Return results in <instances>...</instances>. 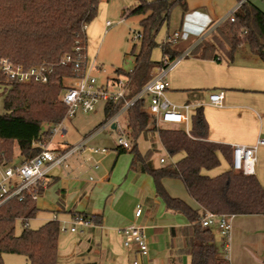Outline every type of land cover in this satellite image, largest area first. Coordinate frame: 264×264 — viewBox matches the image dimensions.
<instances>
[{
    "label": "trees",
    "instance_id": "16d2710c",
    "mask_svg": "<svg viewBox=\"0 0 264 264\" xmlns=\"http://www.w3.org/2000/svg\"><path fill=\"white\" fill-rule=\"evenodd\" d=\"M108 0H0V59L14 65L30 68L41 63L54 64L64 54L76 55L79 44L81 59H86L85 27L91 22L98 5ZM131 14L144 15L142 49L135 58L132 70L122 72L126 85L125 98L133 97L151 79L152 69L161 61L150 59L153 47L159 46L163 58L179 55L169 43L157 45L155 37L168 22L171 10L180 7L186 12V0H135ZM246 45L250 53L264 63V13L248 0L235 12L234 21L226 20L209 40H204L190 51L203 60L226 64L233 62L238 47ZM223 49V55L220 50ZM71 67H59L47 84L7 83L4 87L3 109L0 114V165L15 166L38 155L42 143L51 139L50 127L66 118V107L57 101L65 87L62 79H70ZM117 81V80H116ZM148 99L137 101L126 112V131L123 133L130 149L119 146L116 154L131 155L129 170L151 177L155 194L165 209L184 216L187 227L183 230L182 252L189 256V264H229L218 250L210 228L200 220L206 212L229 216H264V188L254 175H244L232 169L229 146L208 141V125L202 107L194 109L189 133L181 128H158V138L170 156L182 155L174 165L154 167L149 153L141 154L137 141L154 127L146 113ZM122 102L104 106L106 119L115 115ZM105 122V121H104ZM98 125V128L103 124ZM48 128L42 130V126ZM219 156L229 165L227 171L209 177L203 172L217 168ZM163 179L181 182L187 195L197 205L194 209L184 201L171 197L162 185ZM42 190L38 191V195ZM35 214V202L25 196L21 201L11 199L0 206V264L3 254L26 257L28 264H57V245L60 224L48 221L37 229L24 227V220ZM88 217L85 214H78ZM19 218L22 230L14 234V223ZM91 220L98 222L97 216Z\"/></svg>",
    "mask_w": 264,
    "mask_h": 264
},
{
    "label": "crops",
    "instance_id": "0c3cea01",
    "mask_svg": "<svg viewBox=\"0 0 264 264\" xmlns=\"http://www.w3.org/2000/svg\"><path fill=\"white\" fill-rule=\"evenodd\" d=\"M236 2L237 0H186V12L184 15L179 7L181 13L179 28L171 33H167L165 38L172 37L174 33H177L178 37L171 46L179 55L188 52V55L167 74L166 81L170 74L171 76L170 82L167 81L168 88L166 92L181 93L183 95L181 96V100L173 103L189 104L194 106V109L197 107L203 108L205 97H207L208 104L210 94L220 91L223 92L222 107H213L217 109L218 117L213 120L210 119L208 114L204 115V117L208 125V141L229 147L253 146L258 139H262V135L264 134V98L260 95L264 94V63L252 55L246 45H241L237 48L231 64H226L223 60L221 62L203 60L190 55V51L202 41L209 40L215 30L229 19L228 13L234 8ZM251 3L264 13V6H260L256 1ZM220 54L223 55V52ZM162 59L163 56L160 61ZM176 70L178 71L174 74ZM153 71L154 68L152 69ZM122 115L126 123V114H121L118 117L117 123L112 125L115 128L112 129L111 126L109 129L112 131L120 130L119 120ZM244 123H247L248 126L244 125ZM178 127L163 126L159 128ZM93 133L83 138H90ZM153 134L155 137L154 141L152 134L150 136L146 134L138 139L149 143V148L146 152L149 150H153L154 152L157 149L156 143H158L165 153V156H161L160 158H165L166 160L171 158L163 149L158 138V132L156 131ZM60 137L62 138L64 136L60 135ZM89 142L90 139L88 140V145H90ZM72 145L74 144L65 142L50 143L49 148L60 149L62 146ZM117 146L113 148L115 159L120 156L115 151ZM262 148L264 146L257 150L256 162L257 154ZM129 156L131 159L130 154ZM177 156L182 157V155ZM86 157L88 155L83 154L82 156L70 158L77 164V166H74L75 169L83 165L87 166L88 169V163L84 162V158ZM220 158L221 156H219V160ZM171 164L174 165L175 163L170 162L165 165H160V167L170 166ZM153 166L158 168L154 164ZM228 169L229 165H227V169L224 171ZM52 170L47 175L46 188L42 190V193L35 201V214L39 210L48 211L44 201L41 203H38V201L42 199L47 188L52 185H58L60 188L56 190V207L54 209L53 219L46 220L44 223L56 220L60 224L55 213L66 216L67 218L64 219L66 221L71 220L73 214H85L91 218L92 216H97L98 218V222L95 223L92 221L93 225L89 228H79L74 233L69 232L70 236L63 237L61 240L58 237L57 264H133L135 261L138 264L190 263L189 256L182 252L184 243L182 232L188 224L186 222L182 226L176 225L171 219L166 218V212L174 213L165 209L162 201L155 194L154 186L146 189L143 185L139 184L140 181L144 182V180H136L133 192H124L117 200L111 196L106 199L104 206L100 207L96 206L94 201L92 202L89 192L80 191L84 184H90L93 187L96 184L95 182L82 181L79 175L72 176L70 173H66L67 179L62 180L52 174ZM131 172L135 173V175H147L138 171ZM106 178L103 177L102 179L106 180ZM135 179H139V176L138 178L136 176ZM170 180L174 179L162 180V185L169 192L166 191L168 194H171L169 191ZM72 182L77 183L78 188L74 189L72 195H70V183ZM123 196H125L124 202L119 204ZM185 201L192 208L198 209V205L193 200H191L192 204L187 200ZM161 203L163 206L162 209L166 212H159ZM137 204L142 206V208L140 206L142 211L140 217L134 219L128 213V210L131 212ZM144 213L145 221L142 222L141 217ZM159 216L165 218H158ZM135 221L141 223L145 239L148 243L149 249L146 257L138 254L134 245H130L128 248H124L122 245V230ZM65 223L69 226L70 221ZM219 238L221 241L220 235ZM229 241L231 242L229 264H234V255L235 260H240L243 264H264V216H233L231 218ZM214 243L218 248L219 244L215 240ZM183 256L186 257L185 260Z\"/></svg>",
    "mask_w": 264,
    "mask_h": 264
},
{
    "label": "rangeland",
    "instance_id": "374dc122",
    "mask_svg": "<svg viewBox=\"0 0 264 264\" xmlns=\"http://www.w3.org/2000/svg\"><path fill=\"white\" fill-rule=\"evenodd\" d=\"M249 1H256V3H259L260 6H264V0ZM136 5L137 2L135 0L102 1L98 5V10L95 18L91 22H89L85 27L86 59L88 65H93L95 67V71L92 72V75L96 78L98 83L107 84L109 88L112 87V83L115 80H124L122 72L127 73L133 69L135 64V58L137 55H139L142 49L143 31L140 25V21L145 18V16L130 13V11ZM106 22H109L110 25L107 26ZM180 23L181 13L179 11V7L177 6L171 10L169 21L165 23L157 33L155 37V42L157 43V45H160L161 43L164 44L166 34L169 32L171 33L175 29L179 28ZM182 32L184 33L183 30ZM137 35H140L139 39L136 38ZM220 51L223 52V49ZM161 57L162 53L160 47H153L150 54L151 61L159 62ZM177 71L178 70L174 71V74L177 73ZM170 76L171 74L167 78L168 82H170ZM62 82L64 86H67L76 83V80L64 78L62 79ZM165 96L171 103H173L175 101H180L181 96L183 95H181V93L166 92ZM260 96L264 98V94ZM3 97L4 87L0 86V114L4 113ZM60 98L61 95L57 97V101H60ZM203 104L204 115L208 114L211 120L216 119L218 117V111L217 109H214L213 107L207 104V97L204 98ZM105 120L106 117L104 115V105L99 104L96 106L94 112L88 115H77L74 118L66 117L61 122V128L66 131V134L63 135L61 133H57L47 142L49 144H56L60 142L75 144L83 137L94 132L93 135L89 138L90 146H93L97 149L106 148V154L104 156L96 155L92 157V161H100L98 170L92 172L87 169V166L84 165L75 169L74 166H77V164L70 159L65 162L62 166L52 170V174L56 175L62 180L67 179L65 175L66 173H70L72 174V176L79 175L82 181H88V177L93 176L94 182L96 184L93 187L90 184H84L80 191L89 192L92 202L94 201V204L100 207L104 206L106 199L111 196H113L114 199L117 200L122 193L133 192L136 180H144V182L140 181L139 184L143 185V187L146 189L152 188L153 186L152 179L149 176L138 174L135 175V173L128 170L130 163L129 154L120 155L115 159V152L113 148L117 145L118 138L125 137V135L122 134V132L124 133L126 131L124 116L122 115L119 120V129L122 132H120V130L112 131L109 128L103 129L102 126L98 128V125L103 123ZM152 125L154 129L148 133V136L152 134V138L154 141L155 137L153 133H156L158 128L155 126L154 123H152ZM244 125L248 126L247 123H244ZM47 128V125L42 126V130H45ZM60 135H63L64 137L61 138ZM262 139L264 140V134L262 135ZM137 145L140 153L146 152L149 148V143L142 139L138 140ZM156 145L157 149L153 153H149L150 157L148 159L151 160L155 166L160 167L158 160L161 156H165V153L160 148V145L158 143H156ZM179 158L180 156L168 158L166 160V164L170 162L176 163ZM12 164H19V159H15ZM227 165V161L221 157L219 166L213 170L204 172V174L209 177L217 176L227 169ZM254 175L258 179L260 185L264 188V148L260 149L257 154V162L254 166ZM136 176L137 178L139 176V179L134 180ZM103 177H107L108 179L106 178V180H103ZM169 182V191L171 193L169 195L174 198H178L184 201L185 203V200H187L189 203L192 204V201L187 195L181 182L177 180H170ZM70 187V195H72L73 190L78 188V184L72 182L70 183ZM58 188H60L58 185H52L45 190L42 199L39 200L38 203L44 201L48 211L39 210L38 212H36L35 216L27 221V226L30 229H37L42 223H44V221L53 219L55 211L54 209L56 207V190ZM124 199L125 196L121 198L119 204L123 203ZM136 206L141 205L137 204ZM135 207L133 210H131V212L130 210H128V213H130V215H132L134 219ZM162 208L163 206L161 203L159 212H166ZM166 213V218L171 219V221L174 222L176 225L182 226L186 223L184 216L179 214H171L168 212ZM155 214H157V212H155ZM55 215L58 221H60V226H65V222L70 221L64 220L67 217L62 214L55 213ZM158 218L164 219L165 217L159 216ZM141 221H145V213L141 217ZM131 225L136 227H142L141 223L136 221ZM21 230L22 224L20 220L17 219L14 223V234L16 236L19 235ZM210 230L213 234L214 240L217 244H219L220 238L218 233L214 228H211ZM66 236H70L69 231L67 230L66 232H63L60 230L59 240ZM218 248L221 253L225 252L228 260L230 261L229 253L231 256V242L228 241L227 249H223V241L221 240L220 244L218 245ZM183 259L185 260L186 257H184ZM1 263L28 264V261L23 255L3 254L1 256ZM234 264H243V262L237 259L235 260L234 255Z\"/></svg>",
    "mask_w": 264,
    "mask_h": 264
},
{
    "label": "built area",
    "instance_id": "2783aa9c",
    "mask_svg": "<svg viewBox=\"0 0 264 264\" xmlns=\"http://www.w3.org/2000/svg\"><path fill=\"white\" fill-rule=\"evenodd\" d=\"M247 0H237L234 8L228 13L230 22L234 21L235 12ZM106 25H110L106 22ZM178 37L174 33L172 37L165 39V43L173 44ZM136 38H140L137 35ZM76 42L74 49L75 56L64 54L57 63L48 64L41 63L30 68H23L20 65L12 64L8 59H0V77L7 83L21 84H47L52 76L56 74L59 67H71V80H76V83L67 85L61 93L60 101L66 107V117L74 118L77 115H88L93 113L96 106L103 104H117L122 102L120 110L108 117L103 129H108L117 123L118 117L121 114H126L127 110L132 107L137 101L147 98L146 113L151 118L157 128L163 126H179L183 128L186 134L190 129V118L194 106L189 104L171 103L165 96L168 88L166 81L167 74L172 71L181 60L188 55V52L178 55L174 58L164 57L159 66L154 68L151 79L136 93L133 97L125 98L126 85L123 81L115 80L112 87L107 84H100L92 75L95 71L93 65L87 64V59H81L80 46ZM223 92H215L209 95L208 104L212 107L219 108L223 105ZM120 132H122L120 130ZM49 133L51 138L57 133L66 134V131L61 128V123L50 127ZM123 134V132H122ZM89 137L83 138L72 146H62L60 149H50L49 143H42L41 152L16 166L0 165V206L11 200L17 199L21 201L25 196L30 197L32 201L38 199V191L43 190L47 186V175L55 167L62 166L70 158L74 156H82L87 154L84 162L88 163L90 171H96L99 168L100 161H92V157L96 155L104 156L106 149H97L88 145ZM117 145L121 148L130 149V145L126 137H120L117 140ZM264 146V140L258 139L253 146H232L231 161L232 169L240 171L244 175H253L254 166L256 163V153L260 147ZM160 165L166 164L165 158L158 160ZM172 165V164H171ZM89 182H94L93 176L88 177ZM141 208L137 206L135 209V218L141 215ZM229 215H218L211 212H206L200 220V224L204 228H214L220 235L223 241V249H227L229 236L231 232V218ZM23 221V219H19ZM27 221L24 220V227L27 226ZM91 217L73 214L69 226H60V230L70 233L76 232L79 228L91 227ZM122 245L128 248L134 245L136 251L141 256L146 257L148 254L147 241L144 236L143 228L133 225L127 226L122 230ZM224 251V250H223ZM227 258L225 252H223ZM133 264H138L136 261Z\"/></svg>",
    "mask_w": 264,
    "mask_h": 264
},
{
    "label": "water",
    "instance_id": "95a60500",
    "mask_svg": "<svg viewBox=\"0 0 264 264\" xmlns=\"http://www.w3.org/2000/svg\"><path fill=\"white\" fill-rule=\"evenodd\" d=\"M111 128H112V129H114V128H115V126H112Z\"/></svg>",
    "mask_w": 264,
    "mask_h": 264
}]
</instances>
